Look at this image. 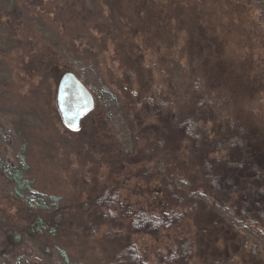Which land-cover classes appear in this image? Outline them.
<instances>
[{"label": "trees", "instance_id": "1", "mask_svg": "<svg viewBox=\"0 0 264 264\" xmlns=\"http://www.w3.org/2000/svg\"><path fill=\"white\" fill-rule=\"evenodd\" d=\"M26 1L33 4L11 0L12 10L0 8V27L14 22L16 16L25 19ZM44 1L50 7L47 2L52 0ZM90 1L62 0L60 7V12L69 9L79 15L83 12L77 11L78 5L88 6V17L81 14L80 19L73 16L75 20H71L80 32V40H92L94 30L102 32L103 39L108 34L112 40L128 36L132 42L128 43L125 56L141 60L145 50L140 42L132 48L134 32L140 30L141 42L145 30L147 34L159 31L161 38L162 33L165 35L160 48L166 49L169 64L160 75L166 74L168 85L164 87L161 79L159 82L152 77L136 90L126 82L118 86L142 105L134 121L128 119L131 146L129 149L123 145L122 169L128 171L131 164L137 163L138 173H151L158 195L127 197L118 180L109 179L88 201L93 206V219L67 224L66 231L64 227L59 233V241L64 243L49 244L58 235V223L63 224L66 219L62 198L50 195V204L44 198L36 200L39 191L27 175L29 164L25 156H19V166L5 164L0 157V173L11 184L8 197L19 203V210L24 213L22 224L4 240L0 264H22L20 259L31 251L29 240L46 252L56 250L60 264H264L262 12L252 0H125L124 4L115 0ZM126 2H130L129 10ZM35 4L33 7H38L39 2ZM45 5L41 4L48 13L51 10ZM118 7L127 11V19L118 15ZM33 17L28 15L30 20ZM152 19L157 20L151 31ZM30 20L28 23H32ZM225 33H229V41L222 38V43L218 42ZM145 42L150 43L147 37ZM231 42L234 46H230ZM87 50L90 51L84 48L91 59ZM71 59L49 65L56 75L57 93L66 72L75 73L85 83L75 68L81 58ZM126 66L121 68L127 70ZM88 88L96 104L83 117L81 128L102 99L99 92ZM152 150L157 152L151 154ZM161 151L166 152L167 160H163ZM129 207L134 209L128 211ZM88 224L94 229L105 226L104 234L118 241L106 255L85 258L70 254L66 244L73 243V235L79 237V230L87 229ZM193 227L196 230L192 233ZM145 234L156 239L171 234L166 253L156 248L150 255L139 248L137 236ZM217 241L220 251L215 249ZM203 242L208 250L201 248ZM230 243L239 249H227ZM196 258L199 262H193Z\"/></svg>", "mask_w": 264, "mask_h": 264}, {"label": "rangeland", "instance_id": "2", "mask_svg": "<svg viewBox=\"0 0 264 264\" xmlns=\"http://www.w3.org/2000/svg\"><path fill=\"white\" fill-rule=\"evenodd\" d=\"M28 1L33 4L26 1L25 19L16 16L12 24L6 23L4 27H0V157L5 164L12 162L19 166V156H25L29 164L27 175L34 180V185L39 191L36 200L44 198V202L50 204V195H59L62 198L61 204L66 211V219L63 224L58 223L59 232L56 239H50L47 243H64L59 241L62 228L65 227L66 231L67 224L72 226L76 220L93 219V206L91 205V208L88 201H92L109 179L118 180L122 193L127 197L155 198L158 195L151 173L145 170L138 173L137 163L131 164L128 171L126 168L122 169V155L125 154L123 145L127 148L131 146L128 123L141 111L142 105L133 96L124 94V87L121 90L118 86L119 83L126 82L128 85H134L136 90L141 83L157 77L155 81L161 79V85L166 87L168 77L166 79V74L162 77L160 71L169 64V59L166 49L161 51L160 45L163 46L165 35L162 33L161 38L159 31L147 34L145 30L146 36L142 42L139 38L140 30L135 31L132 48L140 42L145 50V58H128L125 53H128V43L132 42L128 36L120 40L113 37L112 40V36L108 34L107 38L103 39L102 32L94 30L92 40L87 39L85 42L77 37L80 32L71 20L74 19L73 16L77 20L80 19L81 14L88 17L87 5L79 4L77 11L83 13L77 15L72 14L69 9L60 12L62 0L47 2L50 7L45 5L44 0ZM115 1L118 4L125 3V0ZM35 2H39L38 7H33L37 5ZM41 2L51 11L47 13ZM87 2L90 4L91 1ZM252 2L262 12L264 21L263 0ZM10 3L11 0H0V8L12 10ZM126 7V10H129L130 2H126ZM42 10L43 14H40ZM126 10L121 11L118 7V15L123 19H127ZM104 14L106 15V12ZM28 15L30 18L34 15L32 20ZM136 17L137 14L134 19ZM28 20L32 23H28ZM156 20L152 19L150 22L151 31ZM146 37L149 45H146ZM222 38L229 41V33L223 34L218 42L222 43ZM225 45L227 46V43ZM232 45L234 46L233 42L230 43V46ZM86 47L90 50L87 51L91 59L84 51ZM73 56L81 58L75 68L86 85L102 95L96 111L90 114L83 127L77 130L68 128L62 119L56 100V75L49 67L52 61L57 65L60 62L68 63L72 61ZM123 64L129 66L127 70L121 68ZM260 109L264 113V109ZM161 149L164 150L165 147L161 146ZM156 152L152 150L151 154ZM160 155L163 160H167L165 151H161ZM155 176L154 174L153 177ZM10 192L11 184L0 173V251L5 246L4 240L24 221V213L19 210L21 205L10 200ZM199 204H202L201 201ZM200 207L204 212L203 206ZM132 209L134 208L129 207L128 211ZM203 214L204 219L206 216ZM76 226L74 225L73 229H76ZM195 230L193 227L192 233ZM104 232L105 226L94 229V226L88 224L87 229H80L79 237L73 235L77 241L74 239L73 243L66 244L70 254L85 258L106 255L118 241L107 237ZM137 240L139 248L143 247L148 254L153 255L156 248L166 253L165 247L172 242V236L168 234L156 239L145 234L137 236ZM29 242L31 251L27 257L20 259L22 264H31L32 261L40 264H60L56 250L46 252V249L37 243L31 240ZM219 244L217 241L215 245L218 251ZM201 248L209 249L204 242ZM226 248L231 251L239 249L232 243ZM197 261V258L193 260ZM2 262L0 256V263Z\"/></svg>", "mask_w": 264, "mask_h": 264}, {"label": "water", "instance_id": "3", "mask_svg": "<svg viewBox=\"0 0 264 264\" xmlns=\"http://www.w3.org/2000/svg\"><path fill=\"white\" fill-rule=\"evenodd\" d=\"M95 104L94 94L75 73L66 72L62 76L58 86L57 105L64 123L70 129H79L83 117Z\"/></svg>", "mask_w": 264, "mask_h": 264}]
</instances>
